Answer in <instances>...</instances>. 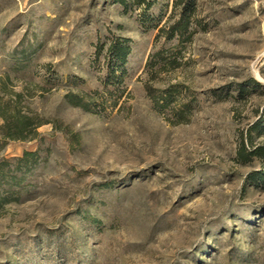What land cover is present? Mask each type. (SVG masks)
I'll list each match as a JSON object with an SVG mask.
<instances>
[{
  "label": "rangeland",
  "instance_id": "374dc122",
  "mask_svg": "<svg viewBox=\"0 0 264 264\" xmlns=\"http://www.w3.org/2000/svg\"><path fill=\"white\" fill-rule=\"evenodd\" d=\"M124 2L0 0V103L41 121L0 141V264H264V158L237 154L264 146V0H193L169 39L181 5Z\"/></svg>",
  "mask_w": 264,
  "mask_h": 264
},
{
  "label": "trees",
  "instance_id": "16d2710c",
  "mask_svg": "<svg viewBox=\"0 0 264 264\" xmlns=\"http://www.w3.org/2000/svg\"><path fill=\"white\" fill-rule=\"evenodd\" d=\"M120 2H124V0H118ZM154 0H133V3L137 4L141 8V14L144 16L145 12L151 7ZM193 0H173L174 7H180V18L175 21L168 29L164 27H159L158 35L162 32L164 36L169 39L174 35H182L187 30L188 19L187 17H183L186 12L192 7ZM183 18V19H182ZM100 46L97 47L100 48ZM162 50H157L151 54H149L147 61L145 63V70L150 69L151 66H154L156 63H162L160 66H164L168 64L170 66H174L176 62L175 57H171L166 59L165 56L161 54ZM107 52V65H106V81L112 84H119L123 80V75L125 73L124 63L126 62V56L130 52V46L127 43L126 39L113 38L106 48ZM158 63V64H159ZM242 90V89H241ZM243 92V91H242ZM16 96L19 94L15 93ZM16 102V101H15ZM0 141L2 139H26L32 138L37 132L36 127L41 124V121L36 119V117L29 115L27 113L21 112L17 107L16 103L9 104L7 102L0 103ZM258 122H254L251 128H257L260 124ZM2 144H0V149ZM31 152L25 151L24 157L31 155ZM237 154L241 159H250L253 156L258 157L259 159L264 158V146H255L251 150H246L243 143H241L237 149ZM3 162H6L4 160ZM4 172L1 169L0 164V182L3 180ZM261 178H264V175H260ZM16 182H19L20 178L10 177ZM4 200L6 195L2 196Z\"/></svg>",
  "mask_w": 264,
  "mask_h": 264
}]
</instances>
